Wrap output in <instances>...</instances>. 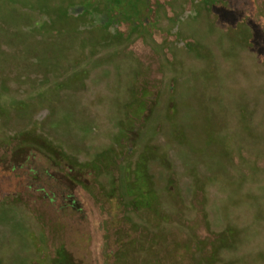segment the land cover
<instances>
[{
  "label": "flooded vegetation",
  "instance_id": "flooded-vegetation-1",
  "mask_svg": "<svg viewBox=\"0 0 264 264\" xmlns=\"http://www.w3.org/2000/svg\"><path fill=\"white\" fill-rule=\"evenodd\" d=\"M227 15L239 23L251 22L259 30L264 6L255 0H0V149L10 151V161L19 170L14 175L52 180L49 169L54 151L61 153V161L103 165L98 179L101 182L107 176L111 186L124 173L128 177L141 172L155 197L143 208L138 196H132L128 206L129 216L145 212L142 226L176 230L174 242H190L196 263L264 264V242L250 253L255 262L250 256L242 261L235 258L245 243L233 232L238 227L230 220V203L240 198L241 205L249 201L239 193L243 183L261 173L259 164L253 166L251 175L242 165L238 167L241 179L228 189L223 173L203 178L196 166L179 172L170 156L172 143L191 129L204 135L203 147L193 146L194 140L187 143L197 156L212 153L215 146L222 154L233 149L231 118L244 112L229 109L227 102L234 92L225 87V77L207 40L218 32L217 20ZM202 21L208 23L207 29L200 28ZM102 70H108L107 78L90 86ZM187 74L202 81L196 91L200 115L182 126L178 83ZM67 93L82 97L80 104H73L76 112L91 113L105 124L102 140L92 151L84 141L68 133L57 136L49 128L68 103ZM153 123L150 137L143 142ZM157 169L163 170L162 188L153 182ZM186 178L191 187L189 200L180 187ZM214 184L225 187L231 197L222 203L225 227L221 232L212 229L207 211L209 189ZM260 200L264 197L253 199L258 208L251 226L255 241L264 238V203ZM2 206L26 215L39 264H52L53 254L43 253L47 248L39 242L35 231L39 226L28 211L0 200ZM246 234L244 231L240 237L247 240ZM2 252L0 257L5 258ZM6 262L3 259L1 264Z\"/></svg>",
  "mask_w": 264,
  "mask_h": 264
},
{
  "label": "rangeland",
  "instance_id": "rangeland-1",
  "mask_svg": "<svg viewBox=\"0 0 264 264\" xmlns=\"http://www.w3.org/2000/svg\"><path fill=\"white\" fill-rule=\"evenodd\" d=\"M255 1H260L262 6H264V0ZM174 6L176 7L177 4H174ZM239 22L233 15H227L223 19L217 20L218 32L210 35L207 39L218 66L225 77V87L234 92L233 98L230 99L231 102H227L229 109L231 111L242 110L244 112L242 116L236 115L231 118V124L229 125L231 133L229 134L230 138L233 139L232 142H235L232 146L233 149L224 150L225 152L222 154L221 148L215 146L212 149V153L197 156L187 143L194 140L193 146L203 147L204 143L201 140L204 135L202 133L196 134L191 129L181 136L179 142L175 141L172 143L170 156L179 172L196 166L198 174L203 178L223 173L224 181L227 182L226 188L228 189L236 187L241 179L238 167L242 165L241 167L245 168L251 175L253 166H258L259 164L261 173L258 174V177L253 176V181L245 182L246 184L243 183L244 186L243 184L241 186L243 192L241 193L240 191L239 193V196L247 195V200L249 201L241 205L240 201L242 198L236 201V194H238L236 192L234 197L236 202L230 203L231 212H233L230 220L235 221L238 227L233 232L238 234L239 241L245 243L236 251L237 255H235V258H240L242 261L246 256H250L252 260L249 257L247 261L255 262L250 253L254 250L256 244L264 242V238L253 240V231L251 229L258 213V208L255 206L253 199L257 196L264 197V20L261 21L263 25L259 30L251 22ZM207 24L206 21L200 22V28L207 29ZM228 50L234 52L227 54L226 51ZM191 64L198 67L197 63ZM107 76L108 70H102L94 76L90 86L102 84L103 79L107 78ZM201 84L200 78L194 74H187L178 83L179 94L177 98L181 104L179 121L182 126H187L194 122L200 115V103L196 96V91L201 88ZM66 97H68V103L64 104L61 111L57 112L50 121L49 128L57 136H64L68 133L75 140L84 141V143L89 145V151H92L95 143L102 140L105 124L96 121L91 116V113L76 112L77 108L73 104H80L81 96L67 93ZM161 113H157V118L161 116ZM153 125L154 123L151 124L144 135L143 142L150 137ZM237 130L239 131L237 132ZM238 151L241 153L240 156L242 158L238 155ZM101 181L106 187L109 188L111 186V180L107 176L103 177ZM153 182L157 188L164 186L163 170L157 169L155 171ZM120 183V195L127 202L132 199V196H138L140 206L146 208L151 199L155 197L153 192L149 190L147 178L141 175V172L135 171L128 177H125L124 173ZM180 187L184 198L189 200L191 194L190 180L188 178L183 179ZM224 188L214 184L209 189L207 211L211 227L217 232H221L225 227L222 203L224 200L231 198L229 192H226L227 190L224 191ZM260 203H264V200H260ZM144 214L145 212H141L140 215L136 213L130 216L135 224L143 225L145 223L143 220ZM25 216V214L18 212L12 207H0V252L3 251L2 254H6L5 258L0 257V264L3 263V259H7L6 264L41 263L39 254L34 252L31 246V232L27 225L28 223H26L30 221ZM262 224L264 225V222ZM240 228H247L244 231L247 232L248 241L240 237V234L242 235L244 232L239 230ZM35 231L37 232L38 240H40L39 242L42 243V246H45L42 231L39 228H35ZM162 239L165 240L164 237ZM164 240L161 241L163 245L165 244ZM174 240L175 238L172 239V242L164 245L165 255L163 259L167 260L169 258L171 260L169 264H200V262L196 263L194 258H192L190 242L184 243V240L174 242ZM133 248H135V245L131 246V243H129L125 249L126 252L123 254L124 261L121 264H148L147 261L150 260L154 252L144 250L145 247L143 246ZM73 249L75 248L73 247ZM75 253L78 254L79 252ZM51 259L52 264H78L67 254L64 248L60 247L56 252L54 251ZM154 260L157 264L161 262L159 256H157V260Z\"/></svg>",
  "mask_w": 264,
  "mask_h": 264
},
{
  "label": "trees",
  "instance_id": "trees-1",
  "mask_svg": "<svg viewBox=\"0 0 264 264\" xmlns=\"http://www.w3.org/2000/svg\"><path fill=\"white\" fill-rule=\"evenodd\" d=\"M0 150L5 152L0 155V200L28 211L46 239L47 250L43 252L46 255L60 247L78 264H121L131 243L135 248L143 246L144 250L154 252L148 264H157L154 260L157 256L160 264L171 261L163 259L165 248L161 239L169 232L167 245L175 238L176 230L131 223V208L120 195V180H114L108 188L98 179L103 165L61 161V153L54 151L49 169L52 180L28 179L14 175L19 173L14 158L11 162L7 148ZM213 263V260L200 262Z\"/></svg>",
  "mask_w": 264,
  "mask_h": 264
}]
</instances>
